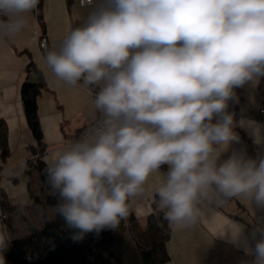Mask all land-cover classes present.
<instances>
[{
  "label": "clouds",
  "instance_id": "9594fccd",
  "mask_svg": "<svg viewBox=\"0 0 264 264\" xmlns=\"http://www.w3.org/2000/svg\"><path fill=\"white\" fill-rule=\"evenodd\" d=\"M38 4L0 0V37L21 33ZM44 59L57 81L96 89L93 127L44 161L74 239L117 230L154 173V202L173 228L193 226L210 191L264 207V154L222 159L237 127L264 142V124L228 110L235 89L264 78V0H96ZM259 231L244 248L253 264H264ZM10 240L0 224V264Z\"/></svg>",
  "mask_w": 264,
  "mask_h": 264
},
{
  "label": "crops",
  "instance_id": "0c3cea01",
  "mask_svg": "<svg viewBox=\"0 0 264 264\" xmlns=\"http://www.w3.org/2000/svg\"><path fill=\"white\" fill-rule=\"evenodd\" d=\"M94 3L95 0L81 6L77 0H42L41 21L36 9L25 14L27 25L21 33L11 39L0 37V120L6 126L8 150L6 158L0 157V198L4 195L15 206L10 213L12 228L6 227L10 239L30 234L33 227L41 228L46 219L55 215L51 207L43 211L31 204L35 196L42 197L53 191L45 187L36 171L28 172V165L35 156L31 149L36 141L23 111L21 83L28 76L36 80L38 72L45 80L46 86L37 98L45 145L44 160L79 138L80 132L98 117L93 104L94 88L83 82L71 86L57 81L47 68L32 31L39 29L45 33L50 51L58 50L70 31L82 25L74 14V6L92 9ZM235 91L238 100L230 102L228 109L235 113V120L239 121L243 116L264 124V116L258 113L259 106L264 103V78L255 87L247 84ZM236 131L240 141L230 145L222 159L233 152H243L251 158L264 154V142L254 143L250 128L237 127ZM166 170L167 166H163L162 171ZM161 179L159 173L149 177L144 191L130 201L128 217L145 222L150 214L159 210L153 203L154 189ZM29 200L33 206H23L22 203ZM198 207L201 214L193 226L180 229L169 226L165 244L168 260L164 264H253L254 256L246 254L244 248L246 244L254 247L259 230H264V207L245 197L222 201L213 191ZM1 213L0 206V217ZM237 229L241 230L240 238L234 240L232 233ZM5 264L16 263L5 260Z\"/></svg>",
  "mask_w": 264,
  "mask_h": 264
},
{
  "label": "trees",
  "instance_id": "16d2710c",
  "mask_svg": "<svg viewBox=\"0 0 264 264\" xmlns=\"http://www.w3.org/2000/svg\"><path fill=\"white\" fill-rule=\"evenodd\" d=\"M41 4L42 0H39L37 15L40 21ZM31 67L30 64L29 71ZM45 86L44 77L38 72L36 80L28 76L21 83L20 95L27 124L36 141L31 149L35 156L28 165V172L36 171L45 187L51 189L44 172L45 145L37 104V98ZM238 92L241 94V91ZM0 149V157L6 158V126L1 120ZM57 202L58 194L54 192L33 198L35 207L43 211L47 207L55 210ZM0 206L1 214L7 215L4 223L11 229L10 213L15 206L4 195L0 198ZM153 206L156 208L155 202ZM75 231L67 227L55 210L54 217L46 219L41 228L33 227L30 234L11 239L2 255L5 260L16 264H164L168 260L165 244L169 238V224L159 210L150 214L145 222L129 216L121 221L117 230L88 233L82 239H74ZM259 238L260 232L256 239Z\"/></svg>",
  "mask_w": 264,
  "mask_h": 264
},
{
  "label": "built area",
  "instance_id": "2783aa9c",
  "mask_svg": "<svg viewBox=\"0 0 264 264\" xmlns=\"http://www.w3.org/2000/svg\"><path fill=\"white\" fill-rule=\"evenodd\" d=\"M78 3L81 5V6H84V5H90L91 3H93L94 0H77ZM36 41H37V44L39 46V49L42 53V55L45 57V54L50 51V48H49V39H48V36L45 34V33H42L39 29H34L32 31ZM93 94L95 96L96 94V91H94L93 89ZM258 113L261 115V116H264V103H262L259 108H258ZM98 118V117H97ZM97 118L94 120V122L89 125L88 127H86L85 129H83L81 132H80V135L79 137L86 131V130H89L93 127L94 123L96 122ZM222 201H225V200H228V199H222ZM208 204H212L211 202H208L206 201Z\"/></svg>",
  "mask_w": 264,
  "mask_h": 264
},
{
  "label": "rangeland",
  "instance_id": "374dc122",
  "mask_svg": "<svg viewBox=\"0 0 264 264\" xmlns=\"http://www.w3.org/2000/svg\"><path fill=\"white\" fill-rule=\"evenodd\" d=\"M95 2H96V0H95ZM95 4V3H94ZM90 8H80V7H78V6H74V8H73V10H74V14H75V16H77V18H79V24H82L83 25V23H84V21H85V18H86V16L88 15V13L90 12V10H89ZM81 25V26H82ZM33 203V199H32V201H31V204ZM23 204V206H25L26 204L28 205V206H30L31 204H30V200L27 202V201H24V203H22ZM22 206V207H23ZM31 206H33V205H31ZM24 208H26V207H24ZM1 223L4 225V226H6V224L4 223V219L5 218H7V215H5V214H1ZM7 227V226H6Z\"/></svg>",
  "mask_w": 264,
  "mask_h": 264
}]
</instances>
